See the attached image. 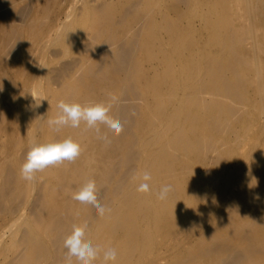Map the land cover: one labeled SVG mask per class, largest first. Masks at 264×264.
<instances>
[{"label": "bare ground", "instance_id": "6f19581e", "mask_svg": "<svg viewBox=\"0 0 264 264\" xmlns=\"http://www.w3.org/2000/svg\"><path fill=\"white\" fill-rule=\"evenodd\" d=\"M36 52L7 95L0 73V264H66L73 226L116 264H264V0H0V61ZM61 100L122 132L53 131ZM69 136L76 160L21 178L31 141ZM88 180L103 217L72 199Z\"/></svg>", "mask_w": 264, "mask_h": 264}, {"label": "clouds", "instance_id": "9594fccd", "mask_svg": "<svg viewBox=\"0 0 264 264\" xmlns=\"http://www.w3.org/2000/svg\"><path fill=\"white\" fill-rule=\"evenodd\" d=\"M2 90L0 88V91ZM40 104L41 102L36 107ZM110 107L111 105L105 106L102 103L82 106L79 103H66L61 100L57 104L60 114L54 119H49L47 124L53 131L59 132L63 127L69 125L72 128H78L81 121H84L89 129L94 128L99 134L100 129L97 125L98 123H103L115 135H119L123 130V126L118 120H114L109 116ZM80 153L81 147L79 143L74 141L70 136L61 141L46 143H38L36 140H33L30 142L29 151L20 168L21 178L32 182L36 179L37 172H41L49 166L57 165L64 161H74L79 157ZM142 179L144 182L140 183L136 190L141 193L150 192V185L148 183L152 179L150 173L145 172ZM171 192L172 186L164 185L156 193V197L163 201L168 198ZM72 199L93 205L97 214L101 217L106 212L111 211V209L105 208L98 202L96 184L93 180L85 182L78 191L73 193ZM85 228L86 226H73L71 234L65 238L64 248L67 249L65 256L66 264H73V258H75L76 264H94L102 251L104 264H109V262L116 264V249L108 248L107 250H102L99 246H93L92 242L86 237Z\"/></svg>", "mask_w": 264, "mask_h": 264}, {"label": "rangeland", "instance_id": "374dc122", "mask_svg": "<svg viewBox=\"0 0 264 264\" xmlns=\"http://www.w3.org/2000/svg\"><path fill=\"white\" fill-rule=\"evenodd\" d=\"M20 6H22V3L20 4ZM71 34H72V38H73V41H74L75 40V37L73 35L74 33L72 32ZM80 42H82V41H78V43H80ZM59 49L60 48H58L56 46H51L48 49L47 56H48V58L53 60L52 67H58L60 65L61 61L65 62V61H67V59L69 60L71 57L75 56L74 54H70L69 56H66L65 58L64 57L61 58L60 56H56L55 54L60 51ZM38 55H39V53L36 52L33 55V57H31L29 59L27 57H25L24 61H23V57L24 56L21 55L20 57L17 58V60H16L17 63L15 62V63H12V64H6V63H3L2 61H0V73H2L4 75V77L6 78L7 85H8V88H9L8 91H2L3 94L7 95L10 90L20 88V84L23 81V72H24V70H22L23 67L27 66V65L30 67L31 64H33V60L34 59H38ZM57 60H59V61L61 60V61L58 63ZM18 63H21V66H18ZM18 97H20V95H18ZM1 123L3 124L4 122H1ZM5 142H6V137L0 138V159L4 155V150H5V145H6ZM21 149H18L17 152H16L19 156L22 155V150ZM159 263L165 264L166 260L165 259H161V260H159Z\"/></svg>", "mask_w": 264, "mask_h": 264}]
</instances>
